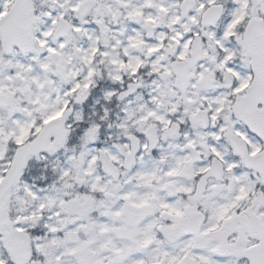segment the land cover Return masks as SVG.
Masks as SVG:
<instances>
[{"label": "snow or ice", "instance_id": "1", "mask_svg": "<svg viewBox=\"0 0 264 264\" xmlns=\"http://www.w3.org/2000/svg\"><path fill=\"white\" fill-rule=\"evenodd\" d=\"M0 264H264V0H0Z\"/></svg>", "mask_w": 264, "mask_h": 264}]
</instances>
